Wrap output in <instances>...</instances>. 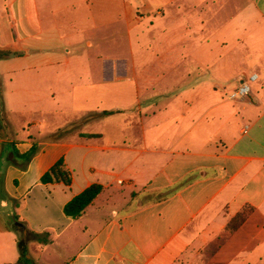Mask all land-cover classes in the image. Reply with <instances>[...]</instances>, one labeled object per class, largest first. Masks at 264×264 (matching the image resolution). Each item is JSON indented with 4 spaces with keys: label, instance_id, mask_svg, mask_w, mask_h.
<instances>
[{
    "label": "crops",
    "instance_id": "crops-1",
    "mask_svg": "<svg viewBox=\"0 0 264 264\" xmlns=\"http://www.w3.org/2000/svg\"><path fill=\"white\" fill-rule=\"evenodd\" d=\"M259 23L264 0H0V77L55 87L47 100L67 101L72 119L0 130L4 149L39 148L29 162L1 161L0 264H26L29 240L62 238L99 201L112 217L74 234L64 264H264ZM251 74L245 101L223 96ZM2 98L14 112L12 93ZM60 160L71 184L43 183ZM96 183L104 190L85 215L67 217Z\"/></svg>",
    "mask_w": 264,
    "mask_h": 264
},
{
    "label": "rangeland",
    "instance_id": "rangeland-1",
    "mask_svg": "<svg viewBox=\"0 0 264 264\" xmlns=\"http://www.w3.org/2000/svg\"><path fill=\"white\" fill-rule=\"evenodd\" d=\"M263 25L259 23L257 33L264 30ZM123 32V31H122ZM120 40L115 44H102L101 49H113L119 46ZM123 45V43H121ZM8 64L7 66H10ZM255 68V66H251ZM34 73V72H33ZM55 87H49L45 85H25L23 81V74H15L13 76L3 75L0 77V130L2 128L13 127L14 130H18L19 127L31 128L32 133L41 131L44 128L56 124H72V119L67 117V113L63 108H70L69 103L65 100H59L58 102L48 101L50 89ZM63 88L65 94L70 93L71 86L67 83ZM109 86H105L104 89L108 90ZM223 96L227 98L235 90V84H225L223 87ZM103 89L99 85L96 88ZM12 93L16 99V105L14 112L5 110L3 104L2 94ZM85 116V115H84ZM83 116V117H84ZM87 116V115H86ZM85 116V117H86ZM62 117V119H60ZM35 122L39 127L32 128L30 124ZM40 122H43V127H40ZM11 135V133L6 132ZM47 134L43 135L46 136ZM60 136V134H55ZM3 147L0 145V150ZM5 160V159H4ZM113 206L106 205V203L99 201L98 204L91 210L89 216L85 220H80L76 223V226L71 229L65 236L60 239H56L53 234H47L44 237L37 239L36 241L29 240L26 244V264H64L65 261L78 250V244L71 245V237L76 233H81L86 226L91 231H95L101 224L105 225L107 220L112 217ZM80 237L82 236L79 234ZM84 239L88 237V233L84 235ZM79 242H83L81 239ZM43 248V249H40Z\"/></svg>",
    "mask_w": 264,
    "mask_h": 264
},
{
    "label": "trees",
    "instance_id": "trees-1",
    "mask_svg": "<svg viewBox=\"0 0 264 264\" xmlns=\"http://www.w3.org/2000/svg\"><path fill=\"white\" fill-rule=\"evenodd\" d=\"M9 56L7 53H1L0 57ZM108 113V112H107ZM94 136V135H90ZM39 148L34 145L27 153L21 154L17 149H2L0 152V176L3 175V167L1 166L2 159H7L9 156H17L25 158L29 162L37 153ZM2 167V168H1ZM43 183H55L64 182L66 185H70L72 182L71 173L65 168L63 160L58 161L51 169L43 176ZM104 187L98 183L91 185L79 195L75 196L70 202H68L64 208V213L67 217L78 220L85 215L87 208L95 201V199L103 192ZM246 212L238 214L229 223V229L235 230L246 220ZM23 262V260L21 261ZM26 263V260H25ZM66 264H70L67 262Z\"/></svg>",
    "mask_w": 264,
    "mask_h": 264
},
{
    "label": "built area",
    "instance_id": "built-area-1",
    "mask_svg": "<svg viewBox=\"0 0 264 264\" xmlns=\"http://www.w3.org/2000/svg\"><path fill=\"white\" fill-rule=\"evenodd\" d=\"M258 78V74H251L247 76V80L246 76H243L240 87L230 95V99L233 101H245V99L252 93V87L250 83L257 81ZM120 183L124 184L123 181H120Z\"/></svg>",
    "mask_w": 264,
    "mask_h": 264
},
{
    "label": "water",
    "instance_id": "water-1",
    "mask_svg": "<svg viewBox=\"0 0 264 264\" xmlns=\"http://www.w3.org/2000/svg\"><path fill=\"white\" fill-rule=\"evenodd\" d=\"M18 227L24 229L23 225L18 223Z\"/></svg>",
    "mask_w": 264,
    "mask_h": 264
}]
</instances>
